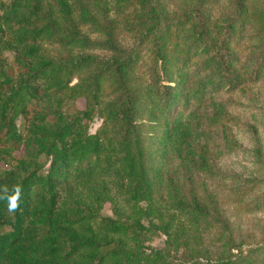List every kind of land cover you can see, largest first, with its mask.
I'll use <instances>...</instances> for the list:
<instances>
[{"label": "trees", "instance_id": "trees-1", "mask_svg": "<svg viewBox=\"0 0 264 264\" xmlns=\"http://www.w3.org/2000/svg\"><path fill=\"white\" fill-rule=\"evenodd\" d=\"M237 2L236 11L245 13L246 0ZM105 5L0 0V185L23 186L14 215L0 202V264H169V247L180 245L188 252L179 264H264L262 246L232 252L238 246L224 242L211 258L194 248L216 202L178 183L211 167L210 131L227 112L214 93L238 85L243 74L219 49L195 71L175 67L178 56L166 49L154 9L140 37L151 43L153 60L152 80L145 81L134 73L137 49L115 43ZM84 23L96 25L101 38L81 33ZM51 42L67 53L96 46L109 54L54 58L45 47ZM77 97L84 107L69 109ZM96 114L100 123L90 132ZM145 125L154 152L145 145ZM154 156L175 161L164 182L149 163ZM105 201L113 215L101 212ZM157 232L163 247L144 244Z\"/></svg>", "mask_w": 264, "mask_h": 264}, {"label": "rangeland", "instance_id": "rangeland-1", "mask_svg": "<svg viewBox=\"0 0 264 264\" xmlns=\"http://www.w3.org/2000/svg\"><path fill=\"white\" fill-rule=\"evenodd\" d=\"M105 2L109 8L108 23L117 46L127 50L136 48L139 52L134 66V73L139 78L152 80L153 60L148 50L151 43L140 40V37L145 26L152 22L154 9L159 17L158 30L168 36L166 49L178 56L173 61L175 67L195 71V66H201L213 49H219L227 54L229 64L243 74L238 85L229 87L223 84L214 93L224 101L227 112L223 125L210 131L213 139V142L208 141L213 145L209 148L211 167L206 171L192 172L186 182L178 183L184 191L197 192L202 200L207 197L212 203L216 202L214 212L197 228L191 243L194 248L200 245L202 254L210 258L220 254L224 242L238 246L232 247V252L238 248L246 251L254 246L264 247V0H246L247 11L243 14L236 11L237 0ZM91 10L96 13L93 7ZM80 31L91 40L101 36L94 24H81ZM45 47L54 58H64L74 52L90 53L100 58L109 54L108 50L96 46H75L68 48V53L57 42L47 43ZM5 54L11 59L9 50ZM71 81L74 82L75 78ZM68 106L69 109L72 106L81 109L84 99L77 97ZM99 123L100 117L96 114L88 122V131L93 132ZM16 124L21 129L23 119L17 117ZM145 131V145L154 152L157 144L153 131L148 125H145ZM14 153L18 154L20 150ZM150 158L149 163L160 172L164 182L175 161L158 156ZM40 160L44 162L45 156L41 155ZM101 212L113 215L108 201L103 202ZM144 244L163 247L164 235L152 233ZM169 249V264H179L188 252L182 245ZM199 258L202 260L203 255Z\"/></svg>", "mask_w": 264, "mask_h": 264}, {"label": "clouds", "instance_id": "clouds-1", "mask_svg": "<svg viewBox=\"0 0 264 264\" xmlns=\"http://www.w3.org/2000/svg\"><path fill=\"white\" fill-rule=\"evenodd\" d=\"M22 195L23 186L20 184L13 185L11 189L7 185H0V202L6 203L10 215L20 210Z\"/></svg>", "mask_w": 264, "mask_h": 264}]
</instances>
